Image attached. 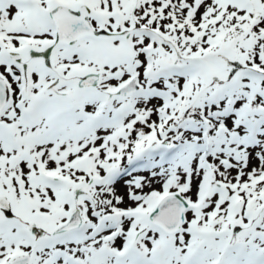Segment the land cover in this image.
<instances>
[{
	"label": "snow or ice",
	"instance_id": "obj_1",
	"mask_svg": "<svg viewBox=\"0 0 264 264\" xmlns=\"http://www.w3.org/2000/svg\"><path fill=\"white\" fill-rule=\"evenodd\" d=\"M0 264H264V0H0Z\"/></svg>",
	"mask_w": 264,
	"mask_h": 264
}]
</instances>
